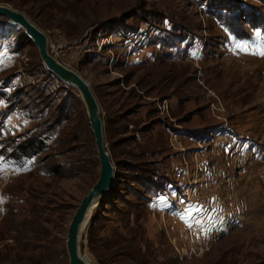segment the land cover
Returning <instances> with one entry per match:
<instances>
[{
    "label": "rangeland",
    "instance_id": "obj_1",
    "mask_svg": "<svg viewBox=\"0 0 264 264\" xmlns=\"http://www.w3.org/2000/svg\"><path fill=\"white\" fill-rule=\"evenodd\" d=\"M91 87L116 176L94 264H264V0H0ZM0 16V264H69L99 176L85 104Z\"/></svg>",
    "mask_w": 264,
    "mask_h": 264
},
{
    "label": "water",
    "instance_id": "obj_2",
    "mask_svg": "<svg viewBox=\"0 0 264 264\" xmlns=\"http://www.w3.org/2000/svg\"><path fill=\"white\" fill-rule=\"evenodd\" d=\"M0 16L8 19L9 24L22 28L36 45L39 55L46 68L58 79L73 85L80 93L85 104L89 124L94 134L100 170L95 183L82 197L69 224L67 232L66 247L69 256V264H94L85 260L78 247L79 225L82 222L87 208L95 200L100 198V203L111 190L116 171L106 150L103 135V121L99 112V105L89 86V83L75 70H72L60 63L47 49L46 35L22 12L9 6L0 4Z\"/></svg>",
    "mask_w": 264,
    "mask_h": 264
},
{
    "label": "bare ground",
    "instance_id": "obj_3",
    "mask_svg": "<svg viewBox=\"0 0 264 264\" xmlns=\"http://www.w3.org/2000/svg\"><path fill=\"white\" fill-rule=\"evenodd\" d=\"M11 26H13V25L7 23L6 30H7L8 33L10 32L9 28H10ZM99 204H100V198L95 199V200L89 205V207L87 208V211H86V213H85V216H84L82 222H81L80 225H79V234H80V232H81L82 230L85 229V227L87 226V224H88V222H89V220H90V218H91V216H92L93 211L99 206ZM80 254H81V256H82L85 260H87V261L93 263V260L91 259V257H90L89 255H87L86 253L83 254V253H81V252H80Z\"/></svg>",
    "mask_w": 264,
    "mask_h": 264
},
{
    "label": "snow or ice",
    "instance_id": "obj_4",
    "mask_svg": "<svg viewBox=\"0 0 264 264\" xmlns=\"http://www.w3.org/2000/svg\"><path fill=\"white\" fill-rule=\"evenodd\" d=\"M261 55H264V52H261Z\"/></svg>",
    "mask_w": 264,
    "mask_h": 264
}]
</instances>
